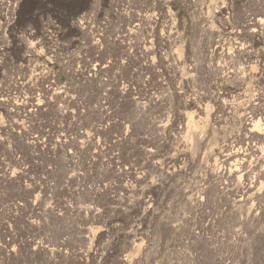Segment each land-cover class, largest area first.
Returning a JSON list of instances; mask_svg holds the SVG:
<instances>
[{
  "label": "rangeland",
  "instance_id": "1",
  "mask_svg": "<svg viewBox=\"0 0 264 264\" xmlns=\"http://www.w3.org/2000/svg\"><path fill=\"white\" fill-rule=\"evenodd\" d=\"M263 134L264 0H0V264H264Z\"/></svg>",
  "mask_w": 264,
  "mask_h": 264
},
{
  "label": "bare ground",
  "instance_id": "2",
  "mask_svg": "<svg viewBox=\"0 0 264 264\" xmlns=\"http://www.w3.org/2000/svg\"><path fill=\"white\" fill-rule=\"evenodd\" d=\"M253 26V25H252ZM259 26V25H258ZM257 30V29H256ZM216 100L218 102V104L220 105V107H222V109H230V105L225 101V98L223 96L222 93H219L217 96H216ZM33 106L37 107L38 106V103H33ZM183 128V127H182ZM181 128V129H182ZM262 138L264 139V134L261 135ZM260 136V137H261ZM256 139V138H255ZM258 139V138H257ZM150 151V150H149ZM233 156H237L239 155L238 152H234L232 154ZM225 164V167L222 168L219 172V175L221 177H223L224 179H228L230 181V151L226 154V156L224 157V162ZM218 174V173H217ZM230 183V182H229ZM253 184V182H252ZM250 184V185H247L245 187H243L241 190H240V195H242L246 190L248 191L251 187H253V185Z\"/></svg>",
  "mask_w": 264,
  "mask_h": 264
}]
</instances>
